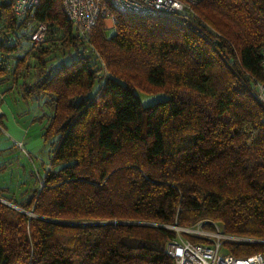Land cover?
Masks as SVG:
<instances>
[{
	"label": "trees",
	"instance_id": "trees-1",
	"mask_svg": "<svg viewBox=\"0 0 264 264\" xmlns=\"http://www.w3.org/2000/svg\"><path fill=\"white\" fill-rule=\"evenodd\" d=\"M12 5L0 0L15 35L0 38V56L27 35L11 74L46 107L49 167L17 197L0 188V264H174L170 226L203 219L262 240L225 243L232 255L264 254V107L252 95L264 81V0L162 16L111 8L113 33L101 17L86 40L61 0H40L38 46ZM135 90L166 97L143 105Z\"/></svg>",
	"mask_w": 264,
	"mask_h": 264
},
{
	"label": "built area",
	"instance_id": "built-area-1",
	"mask_svg": "<svg viewBox=\"0 0 264 264\" xmlns=\"http://www.w3.org/2000/svg\"><path fill=\"white\" fill-rule=\"evenodd\" d=\"M200 0H61L66 18L74 30L85 40L97 23L103 17L104 22H110L112 28L116 22L113 10L124 14L139 16H162L174 11H189L192 5ZM40 0H13V12L23 17L27 15V26L31 30L30 41L38 46L45 41L48 25L43 21H35L33 13ZM260 65L264 73V53ZM252 95L264 107V81H255ZM176 231V237L167 242L166 253L172 257L174 264H264V254L258 252L248 256L238 257L231 253H220L227 242H256L249 237L229 235L223 232L222 226L215 222H200L192 227L170 226ZM206 239V242H193L183 233Z\"/></svg>",
	"mask_w": 264,
	"mask_h": 264
},
{
	"label": "rangeland",
	"instance_id": "rangeland-1",
	"mask_svg": "<svg viewBox=\"0 0 264 264\" xmlns=\"http://www.w3.org/2000/svg\"><path fill=\"white\" fill-rule=\"evenodd\" d=\"M106 23L110 26L109 21ZM113 31V28H108L107 34L110 35ZM5 34L7 37L10 36L11 42L15 40V35H11L4 23L0 21V38ZM28 50L29 41L25 35L22 36L21 45L15 53L6 57L0 56V63L3 62L2 66L5 67V72L0 75V119L3 125L0 132V167L4 166V169L0 171V188L4 189L3 193L7 196L14 197H17L24 188L37 186L41 182L40 176L49 167V144L42 136L47 122L46 116L43 115L46 107L40 98L25 99L22 95V77L13 78L11 74L17 56H22ZM28 60L29 63L33 61L30 57ZM35 79L34 74L28 77L29 81ZM135 91L143 105L152 104L166 97L164 92ZM18 132L22 136L26 134L27 137L14 143L12 135L18 137ZM32 170L37 171L38 174H32ZM0 200L6 202L2 198ZM208 221L211 220L203 219L198 223ZM220 253H229L226 245L221 247Z\"/></svg>",
	"mask_w": 264,
	"mask_h": 264
},
{
	"label": "crops",
	"instance_id": "crops-1",
	"mask_svg": "<svg viewBox=\"0 0 264 264\" xmlns=\"http://www.w3.org/2000/svg\"><path fill=\"white\" fill-rule=\"evenodd\" d=\"M2 131H4V130H2ZM17 135H18V137H15L14 135H12V137H13L12 140H14V143L20 142V141H22V140L24 139V137H27L26 134L22 136V134L20 135L19 132H18ZM5 144H6V143H5ZM5 144H4V145H5Z\"/></svg>",
	"mask_w": 264,
	"mask_h": 264
}]
</instances>
